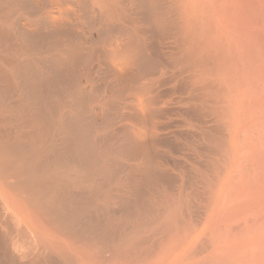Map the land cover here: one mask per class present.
Listing matches in <instances>:
<instances>
[{
  "label": "bare ground",
  "instance_id": "6f19581e",
  "mask_svg": "<svg viewBox=\"0 0 264 264\" xmlns=\"http://www.w3.org/2000/svg\"><path fill=\"white\" fill-rule=\"evenodd\" d=\"M0 264H264V0H0Z\"/></svg>",
  "mask_w": 264,
  "mask_h": 264
}]
</instances>
